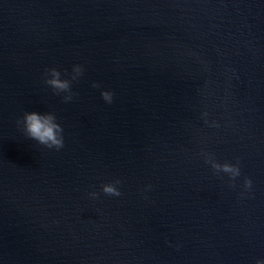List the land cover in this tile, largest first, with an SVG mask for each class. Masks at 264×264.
I'll use <instances>...</instances> for the list:
<instances>
[{"label":"water","instance_id":"water-1","mask_svg":"<svg viewBox=\"0 0 264 264\" xmlns=\"http://www.w3.org/2000/svg\"><path fill=\"white\" fill-rule=\"evenodd\" d=\"M75 65L65 103L45 70ZM25 112L54 113L64 147L27 138ZM257 261L264 0H0V264Z\"/></svg>","mask_w":264,"mask_h":264},{"label":"clouds","instance_id":"clouds-1","mask_svg":"<svg viewBox=\"0 0 264 264\" xmlns=\"http://www.w3.org/2000/svg\"><path fill=\"white\" fill-rule=\"evenodd\" d=\"M83 67L75 65L72 68V74L70 79H61V72L56 68H50L45 70L46 78L44 83L49 86L56 95L65 93L63 101L68 103L72 101L76 93L72 92L71 85L73 81H76L83 75ZM93 87H99L98 84H93ZM101 97L106 103H112L113 94L109 91H102ZM17 125H22V131L25 136L31 140L36 141L38 144L56 151L61 150L64 147L63 128L57 123V118L54 113H37V112H25L21 119L17 120ZM206 159L205 163L209 164L216 173L228 174L230 180H235L241 175L239 168V161L236 164H230L225 162L223 164L216 162L215 158L210 154H204ZM121 183L120 180H115L112 183L103 184L101 186L103 194L107 196L119 197L121 192L117 185ZM252 181L245 179L244 187L246 189L251 188ZM234 187L235 185H231ZM150 187V186H149ZM89 195L96 199L98 193L92 192ZM257 264H264V262L257 261Z\"/></svg>","mask_w":264,"mask_h":264}]
</instances>
